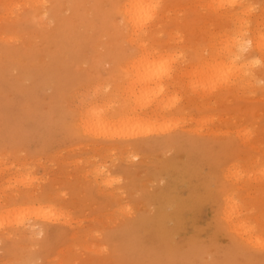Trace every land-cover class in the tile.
<instances>
[{
  "label": "rangeland",
  "instance_id": "1",
  "mask_svg": "<svg viewBox=\"0 0 264 264\" xmlns=\"http://www.w3.org/2000/svg\"><path fill=\"white\" fill-rule=\"evenodd\" d=\"M42 1L50 4L47 17L33 0H0V211L31 193L37 202H51L63 220L32 214L22 223L27 232L13 219L3 224L0 264H264V250L241 241L221 210V196L236 188L223 175L242 167L248 184L240 180L235 191L240 200L250 197L239 217L264 236V219H253L264 214V157L248 140L264 145V67L255 65L257 87L232 93L211 74L210 56L221 61L224 34L235 29L224 13L240 3L251 5L252 25L259 22L264 32V0H237L233 7H219V0H154L144 38L159 54L147 59L138 58L129 39L124 0ZM124 109L145 122L133 119L134 129L92 120ZM81 119L93 122L97 137L92 129L83 132ZM107 127L120 134L130 127L135 135L101 134ZM243 129L250 130L247 139ZM19 175L31 180L22 185ZM14 191L21 197H9ZM42 224L48 234L37 233Z\"/></svg>",
  "mask_w": 264,
  "mask_h": 264
},
{
  "label": "bare ground",
  "instance_id": "2",
  "mask_svg": "<svg viewBox=\"0 0 264 264\" xmlns=\"http://www.w3.org/2000/svg\"><path fill=\"white\" fill-rule=\"evenodd\" d=\"M34 2H36V3H39V8H40V11H38V13L40 12V14L39 15H41V17H47L46 15H47V11L50 9V4H48L46 7L44 6V5H46V3H45V1H42V0H33ZM56 1V0H55ZM219 2V7H221V6H223V5H227L228 7H233L235 4L237 5L238 4V2H237V0H219L218 1ZM53 4H55L56 5V3H53ZM53 4L51 5V6H53ZM234 4V5H233ZM241 5H243V6H241L240 7V9L239 10H237V11H235L234 10V8H233V10H232V8L231 9H227V11H225V13H224V16L225 17H227V18H229V19H231L233 22H234V25H235V29H234V31H233V33L231 34V35H227V34H224L225 36H226V42L225 43H223V45H222V47H224L225 48V50L223 51L224 52V55L221 57V61H219L218 63L217 62H215V58L216 57H214V56H212V55H210L211 57H213V61L212 62H214L213 64L215 65V69L213 70V71H211V74L213 75V76H216V77H218V79H221V82L223 81V82H225L224 84L222 83L221 85H219V87H221V89H223L224 87L225 88H229L230 90H231V92L233 93L234 91H246V90H248V91H251V89L253 88V87H257V85H256V83L258 82L257 81V74H256V68L257 67H261V66H263L264 67V32L261 30V28H260V23L259 22H257L256 21V24L255 25H252V21H253V19H251L250 18V16L252 15H254V14H252V10L250 9V7H251V5H249V4H243V3H240ZM47 7H49L48 8V10H47ZM121 7V11H122V13H123V19H124V21H125V23L130 27L129 28V31H130V37H129V39L131 38V42H134L135 44H136V46L139 48V51L140 52H138L137 54H139L140 56H138V58H140V57H144V59H147L148 57H150V56H152V57H154L156 54H159L158 52H155L151 47H149L148 46V44H147V42H146V40H145V36H146V34H147V31H148V29H149V27H150V23H151V21L153 20V17L155 16V9H156V7H157V5H156V2L154 1V0H124L123 1V3H122V6H120ZM8 9V8H7ZM49 13V12H48ZM51 14V13H50ZM39 15H38V18H41V17H39ZM50 17V16H49ZM41 19H45V18H41ZM38 20H40V19H38ZM41 21V22H40ZM39 22L40 23H44L45 24V22L43 21L42 22V20H40ZM44 26V25H43ZM48 26V25H47ZM246 32H248L249 33V35H246ZM244 36H246V37H244ZM11 38H12V36H11ZM9 39V38H8ZM7 39V40H8ZM13 39V38H12ZM215 46V45H214ZM216 46H219V43H217L216 44ZM214 47V50H215V52L216 53H218V51H217V48L218 47ZM140 59H143V58H140ZM210 59V58H209ZM139 60V59H138ZM208 60V59H207ZM206 60V61H207ZM136 63H137V61H135ZM150 62V61H149ZM208 63H210V62H208ZM212 64V65H213ZM152 65V64H151ZM257 67H256V66ZM151 67H153V66H151ZM167 67V66H166ZM169 67V66H168ZM167 67V68H168ZM133 68H134V66H133ZM137 68V67H136ZM128 69V68H127ZM131 70V69H130ZM133 70V69H132ZM138 70V69H137ZM146 70V69H145ZM155 70V71H154ZM262 70H264V69H262ZM129 71V70H128ZM136 71V70H135ZM135 71H133L134 73H135ZM154 73L156 72V68L155 69H153L152 70ZM131 72V71H130ZM137 72V71H136ZM139 72H141V71H139ZM138 72V73H139ZM147 72H148V70H147ZM164 72V71H163ZM261 72V71H260ZM133 73V74H134ZM150 72H148V77H149V75H150V77L152 76V74L150 73ZM131 74H132V72H131ZM147 74V73H146ZM207 74H208V72H207ZM210 74V73H209ZM154 75V74H153ZM158 75V74H157ZM204 76H206V75H204ZM204 76H201V77H204ZM213 76H211L210 75V78L212 79V78H214ZM135 77V76H134ZM155 77H157L156 75H155ZM207 77V76H206ZM205 77V78H206ZM137 78V77H136ZM207 78H209V76L207 77ZM131 79V78H130ZM138 79V78H137ZM140 79V78H139ZM139 79H138V81H139ZM148 79H151V78H148ZM204 79V78H203ZM210 79V80H211ZM141 80V79H140ZM142 80H144V85H146V83H147V80L146 79H142ZM154 80V79H153ZM213 80H216V79H213ZM150 81V80H149ZM203 81V80H202ZM206 82H208L207 80H205ZM129 82V81H128ZM133 82V81H132ZM134 82H135V84L137 83H139V82H136L135 80H134ZM152 82H154V81H152ZM151 82V83H152ZM210 82H212V81H209V83ZM218 82V81H217ZM155 83H157L158 84V82H155ZM220 83V82H219ZM131 84V83H130ZM141 84H143V82H141ZM156 84V85H157ZM212 84H215V83H212ZM211 83L209 84L210 86L212 85ZM125 85H126V83H125ZM138 85H140V84H138ZM143 85V88L145 87V89H147L146 87L147 86H144ZM155 86V85H154ZM153 86V87H154ZM162 86V85H161ZM213 86V85H212ZM217 86V85H216ZM215 86V87H216ZM135 87H136V85H135ZM139 87V86H138ZM157 87L159 88V85H157ZM157 87H155V89L157 88ZM164 87H166V86H164ZM121 88V87H120ZM132 88V87H131ZM157 88V89H158ZM211 88H213L214 89V86L213 87H211ZM217 88V87H216ZM224 88V89H225ZM122 89V88H121ZM120 89V90H121ZM130 89V88H129ZM137 89V88H136ZM135 89V90H136ZM139 89L141 90L142 89V87L140 86L139 87ZM144 89V90H145ZM154 89V88H153ZM160 89H161V87H160ZM228 89V90H229ZM132 90V89H131ZM134 90V89H133ZM167 89H165V91H166ZM212 90V89H211ZM226 90V89H225ZM127 91V90H126ZM142 91V90H141ZM147 91H149L148 89H147ZM163 91V90H162ZM168 91V90H167ZM216 91V90H215ZM145 92V91H144ZM150 92V91H149ZM155 92V91H154ZM157 92V91H156ZM158 92H159V90H158ZM235 92V93H236ZM121 93V92H120ZM125 93H127V92H125ZM134 93V92H133ZM160 93H161V91H160ZM160 93H159V95H160ZM163 93V92H162ZM229 93H230V91H229ZM238 93V92H237ZM245 93V92H244ZM124 94V93H123ZM132 94V93H131ZM139 93H138V91H137V95H138ZM144 94V93H143ZM156 94V93H155ZM126 95H128V94H126ZM136 94H134V95H132V96H135ZM146 95H148V94H146ZM157 95V94H156ZM234 95V94H233ZM119 96V95H118ZM122 96V95H121ZM141 96H142V93H141ZM144 96V95H143ZM142 96V97H143ZM151 96H152V94H151ZM158 96V95H157ZM162 96V95H161ZM103 97V96H102ZM144 97H146V96H144ZM149 97H150V95H149ZM105 98H107V97H105ZM124 98H128V96L126 97L125 95H124ZM146 98H148V97H146ZM145 98V99H146ZM151 98V97H150ZM122 99H123V97H122ZM129 99H130V96H129ZM128 99V100H129ZM132 99V98H131ZM131 99H130V101H131ZM152 99H154L155 101H156V99H158V98H151L150 100H152ZM102 100V99H101ZM108 100V99H107ZM124 100V99H123ZM122 100V101H123ZM127 100V101H128ZM133 100V99H132ZM106 101V100H105ZM104 101V102H105ZM129 101V102H130ZM137 102H138V100H136ZM136 101H134V102H136ZM104 102H103V104H104ZM107 102H111L110 100H108ZM106 102V103H107ZM136 102V103H137ZM149 102H151V101H149ZM154 102V101H153ZM128 103V102H127ZM156 103H158V101L156 102ZM139 104V106H140V103H138ZM137 104V105H138ZM160 104V103H159ZM106 105H108V103L107 104H105V107H106ZM147 105H149V103L147 104ZM157 104H155V106H156ZM92 106H94V105H92ZM130 106V105H129ZM128 106V107H129ZM134 106H136L135 104H134ZM141 106H142V103H141ZM145 106V105H144ZM108 107V106H107ZM131 107V106H130ZM129 107V108H130ZM132 107H133V104H132ZM131 107V108H132ZM150 107V106H149ZM149 107H147V108H149ZM126 108H127V105H126ZM140 108H142L141 110H139V111H142L140 114H142V115H144L145 116V114L146 113H144V112H146V108L144 107H140ZM104 109H106V108H104ZM134 109H135V107H134ZM144 109H145V111H144ZM163 109V108H162ZM94 110V109H93ZM92 110V111H93ZM132 111H133V108L131 109ZM138 110V109H137ZM161 110V109H160ZM97 111H98V109H97ZM96 111V109L94 110V112H97ZM151 111H152V109H151ZM169 111V110H168ZM89 112V111H88ZM135 113H137L136 111H134ZM134 112H131V111H129V110H123V111H120L119 113H117V114H111V113H109L108 114V116H101V113H97V115H94L93 117L95 118V119H92V120H94L95 122V125L97 126V125H101V123L103 124L105 121H109V123H115V124H113V125H116V123L117 124H122V125H124V126H126V125H129V126H131L130 124H133L132 126H133V128H134V120H135V122H138V120H139V122H140V120L142 119V117L143 116H140L139 114L138 115H136V114H134ZM153 112V111H152ZM155 112V111H154ZM158 112V111H157ZM84 113V112H83ZM90 114V113H89ZM92 115H93V113H91ZM90 114V116L92 117V115ZM130 114H132V115H130ZM148 114V113H147ZM149 114H151V113H149ZM158 114V113H157ZM84 115H86L85 113H84ZM167 115V114H166ZM90 116H87V117H90ZM137 116V117H136ZM147 116V115H146ZM150 116L151 115H149V118H150ZM87 117L85 118V117H83L82 119L84 120V118L85 119H87ZM107 117V118H106ZM148 117V116H147ZM156 117V116H155ZM154 117V118H155ZM160 117H162V116H160ZM144 118V117H143ZM82 119H81V121H82ZM134 119V120H133ZM145 119V118H144ZM87 121V120H86ZM85 121V122H86ZM102 121V122H101ZM132 121H133V123H132ZM142 121H144V120H142ZM141 121V122H142ZM150 121V120H149ZM153 121H155V120H153ZM83 122V121H82ZM88 122H90V119H89V121ZM138 122V123H139ZM140 122V123H141ZM145 122V121H144ZM144 122H143V125H144ZM146 122H148V121H146ZM151 122V121H150ZM93 122L91 121V124H92ZM108 123V122H107ZM108 123V124H109ZM138 123H136V124H138ZM149 123V122H148ZM152 123V122H151ZM158 122H156V124H157ZM83 124L86 126V123H84L83 122ZM91 124L89 123V124H87V126L89 127V126H91ZM150 124V123H149ZM84 125H83V130L85 129V131H83V132H86V133H88V132H90L91 133V129H92V132H94L93 134H95L96 132V129L97 128H95L96 126L93 124L92 126H94V127H92V128H90V129H88V127L86 126L85 128H84ZM110 125V124H109ZM109 125H108V127H109ZM112 125V126H113ZM142 125V129L143 130H145L144 129V126H147L146 124L143 126ZM152 126L154 125V124H151ZM80 126H82V125H80ZM99 126H98V128H99ZM102 126V125H101ZM111 126V127H112ZM131 126V127H132ZM139 126V125H138ZM156 126V125H155ZM104 127H106V126H104ZM107 127V131L108 132H106V130L104 129V130H101V134H104V133H110V132H113V131H109V129L110 128H108ZM115 127V126H114ZM113 127V128H114ZM128 127V126H127ZM127 127H125V129H127L128 131H127V133H124V134H120L119 133V129L117 128V130H114L115 132H113V134L112 133H110V134H112V135H119V137H118V135H117V137L118 138H121V139H127V138H130V137H133L135 134H132V135H130L131 133H129V129H130V127L129 128H127ZM135 127L137 128V126L135 125ZM140 127V126H139ZM139 127H138V129H139ZM148 127V126H147ZM158 127H159V125H158ZM94 128V129H93ZM102 128V127H101ZM100 128V129H101ZM113 128H111V129H113ZM133 128H131V130H133ZM146 128V127H145ZM150 128V127H149ZM149 128H148V130H149ZM87 129V130H86ZM103 129V128H102ZM115 129H116V127H115ZM125 129H124V131H125ZM135 129V128H134ZM141 129V128H140ZM88 130H90V131H88ZM95 130V131H94ZM98 130V129H97ZM119 130V131H118ZM142 130V131H143ZM147 129L145 130V132L147 131L148 133H149V131H148ZM153 131H154V126H153V129H152ZM152 130H150V131H152ZM100 131V130H99ZM102 131H104V133H102ZM141 131V130H140ZM158 131V130H157ZM143 133H144V131H143ZM89 134V133H88ZM100 134V133H99ZM110 134H109V137H110ZM249 134H250V130H247V129H243V138L245 137V139H247V137L249 136ZM90 135V134H89ZM111 135V136H112ZM94 136H98V131H97V133L94 135ZM103 136V135H102ZM107 136V135H106ZM101 137V136H100ZM116 137V138H117ZM107 138H108V136H107ZM113 138V137H112ZM242 138V139H243ZM104 139H106L105 137H104ZM109 139V138H108ZM248 140H249V142H250V144L253 146H251L252 147V149L254 148V150L256 149H258L257 150V152H261V153H259L260 155H263V157H264V145H262V143L263 142H257V141H255L254 139H252V137L250 138V137H248ZM248 140H245V141H243V143L245 142V144H247L248 145ZM248 143H247V142ZM250 144H249V146H250ZM248 146V147H249ZM251 147H250V149H251ZM263 152V153H262ZM260 157V156H259ZM258 160H261V158H259ZM237 161H238V159H237ZM252 161V160H251ZM234 163V162H233ZM238 163L240 164V162L238 161ZM247 163H249V161H247ZM252 164H250V168L252 167V165L254 166V164H255V161L253 162H251ZM235 164H236V162H235ZM238 164H236V165H233V166H237ZM240 165H242V164H240ZM240 165H239V167H240ZM244 166H245V163H244ZM249 167V166H248ZM248 167H246V169L248 168ZM236 168V167H235ZM240 169L241 170H233V171H231V170H228L227 171V173L225 174V175H223V176H225L226 177V179H228V178H230V176H232L233 178H234V180H232V182L235 184V186H236V188H238L237 186H239L238 184H240L241 185V183L243 182V187L244 186H247L246 184H248V182H246V181H243L242 179L245 177V173H242V171H245V170H242V167H240ZM243 169H244V167H243ZM249 169V168H248ZM260 169H262V168H259L258 170H260ZM95 171V170H94ZM231 171V172H230ZM96 172H97V170H96ZM244 175V176H243ZM19 177L20 178H18L16 181L18 182H20L21 183V180L22 179H25V177H27L28 178V176L27 175H19ZM27 178L25 179V181L27 180ZM28 180H31L30 178H28ZM28 180H27V183H28ZM108 180V179H107ZM106 180V181H107ZM225 180V179H224ZM240 180L242 181V182H240ZM230 182V181H229ZM26 182H24V180H23V184H25ZM22 184V183H21ZM22 184V185H23ZM234 184H232V185H234ZM10 186V184H8L7 183V186ZM235 186L233 187V188H235ZM235 188V189H236ZM242 187L240 186V188L239 189H241ZM246 188V187H245ZM232 189V188H231ZM235 189L234 190H230V191H228L227 193H225V194H223L221 197V201L223 202L222 203V205H223V208L221 209L222 210V216H223V220H225L226 221V223L228 224L227 226L239 237V238H241V241H243V242H246V244L247 243H249L251 246H254V248L255 247H258V248H261V243L260 242H262V241H264V236L263 235H261V232L260 233H258L257 232V230L255 229V227H254V222L253 221H250V219H242V218H240L239 217V212L241 211V208L243 209V210H245V204L248 202V201H246L247 199H249V197L250 196H248V198H246V199H244V198H242L241 200H240V198L241 197H237V196H239L236 192L237 191H235ZM243 189V188H242ZM245 190V189H244ZM247 190V189H246ZM21 193L22 192H20V193H18V192H13V194L12 193H10V194H8L9 195V197H21L20 195H21ZM237 194V195H236ZM28 197H29V200L28 201H26V202H24V203H21V204H14L13 205V207L11 208V209H8V210H6V209H4V210H2V211H0V233L2 232V230H3V224L5 225V223L6 222H9V223H7V224H10V222L12 221L11 219H13V220H15V224H17V225H19V226H21V225H23L22 223H23V220L25 221H28L27 219H29L28 217H30V215H35L36 216V218L37 219H39V220H60V219H62L63 220V217L61 216V213L59 212V211H57V210H55V208L51 205L52 203L51 202H37L38 200V198L36 197V195L35 194H29V193H27L26 194ZM248 195V194H247ZM255 196V195H254ZM253 196V197H254ZM260 196H261V193H260ZM259 196V197H260ZM252 198V197H251ZM255 198H257V197H254L253 199H255ZM258 199V198H257ZM256 199V200H257ZM262 199V198H261ZM259 200V199H258ZM253 202H256V201H253ZM259 203L261 204V202L259 201ZM251 204V203H250ZM255 204H257V205H260V204H258V202H256V203H254V205ZM262 204H263V202H262ZM261 204V205H262ZM182 205V204H181ZM254 205H251L252 207H251V209H253L255 206ZM256 205V206H257ZM175 207H177V205L175 206ZM180 207V206H179ZM257 208V207H256ZM173 212V211H172ZM175 212V211H174ZM27 216V218L25 219V217L24 216ZM256 215V214H255ZM35 216H33V217H35ZM221 216V215H220ZM12 217V218H11ZM31 218V217H30ZM264 219V214H261V215H257V216H255L253 219L255 220V222H259V219H260V222H262V219ZM59 222H61V221H59ZM224 222V221H223ZM25 223V222H24ZM64 223V222H63ZM225 223V224H226ZM14 224V225H15ZM13 225V224H12ZM26 225H28V224H26ZM26 225H23V229L20 227V231L21 230H24V232L26 231H28L27 229H28V226H26ZM260 225H262L261 227L264 229V224H261L260 223ZM34 225H31V227H33ZM175 226V225H174ZM226 226V225H225ZM30 227V226H29ZM34 228V227H33ZM33 228L30 230L31 231V233L32 234H35L36 232L33 230ZM168 228V227H167ZM171 228H173V227H171ZM177 228V227H176ZM38 229V228H37ZM44 229L46 230V231H44ZM39 231L37 232L38 234H41V233H44V232H47V234H48V231L50 230L49 228H48V226H46V225H44V224H42L40 227H39V229H38ZM175 230V229H174ZM44 231V232H43ZM169 231L171 232V230L169 229ZM35 232V233H34ZM229 232H231V231H229ZM36 233V234H37ZM173 233H175L174 231H173ZM31 234V235H32ZM33 236V235H32ZM249 246V245H248ZM252 248V247H251ZM260 250V249H259ZM264 250V249H263Z\"/></svg>",
  "mask_w": 264,
  "mask_h": 264
},
{
  "label": "snow or ice",
  "instance_id": "3",
  "mask_svg": "<svg viewBox=\"0 0 264 264\" xmlns=\"http://www.w3.org/2000/svg\"><path fill=\"white\" fill-rule=\"evenodd\" d=\"M45 7L47 6V5H44ZM29 7H32L31 5H29ZM117 7H119V6H117ZM261 243V248L262 249H264V241H262V242H260Z\"/></svg>",
  "mask_w": 264,
  "mask_h": 264
}]
</instances>
